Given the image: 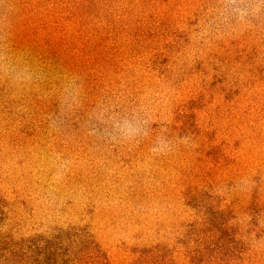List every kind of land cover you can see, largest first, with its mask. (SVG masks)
<instances>
[{
    "label": "rangeland",
    "instance_id": "rangeland-1",
    "mask_svg": "<svg viewBox=\"0 0 264 264\" xmlns=\"http://www.w3.org/2000/svg\"><path fill=\"white\" fill-rule=\"evenodd\" d=\"M0 264H264V0H0Z\"/></svg>",
    "mask_w": 264,
    "mask_h": 264
}]
</instances>
